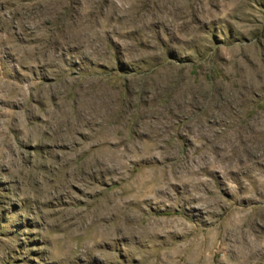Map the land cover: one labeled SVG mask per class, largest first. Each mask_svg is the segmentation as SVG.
<instances>
[{
	"label": "rangeland",
	"instance_id": "obj_1",
	"mask_svg": "<svg viewBox=\"0 0 264 264\" xmlns=\"http://www.w3.org/2000/svg\"><path fill=\"white\" fill-rule=\"evenodd\" d=\"M0 264H264V0H0Z\"/></svg>",
	"mask_w": 264,
	"mask_h": 264
}]
</instances>
